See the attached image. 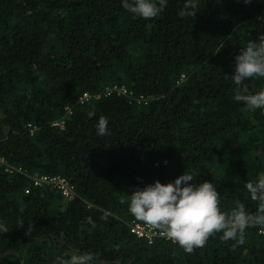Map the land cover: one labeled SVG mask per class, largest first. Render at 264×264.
<instances>
[{"label":"trees","instance_id":"obj_1","mask_svg":"<svg viewBox=\"0 0 264 264\" xmlns=\"http://www.w3.org/2000/svg\"><path fill=\"white\" fill-rule=\"evenodd\" d=\"M183 3L168 0L146 20L122 0H0V153L26 174L66 178L77 194L66 202L0 168V264H53L75 252L93 253L94 264H264V227L247 228L243 244L214 234L188 253L148 245L129 226L144 222L129 213L128 195L184 172L215 184L221 210L257 209L244 185L264 171V114L233 99L228 75L264 33V0H199L194 18L178 15ZM116 84L131 95L105 94ZM244 84L254 92L264 78ZM66 107L64 129L51 127Z\"/></svg>","mask_w":264,"mask_h":264},{"label":"clouds","instance_id":"obj_2","mask_svg":"<svg viewBox=\"0 0 264 264\" xmlns=\"http://www.w3.org/2000/svg\"><path fill=\"white\" fill-rule=\"evenodd\" d=\"M242 2L248 4L250 0ZM167 5L168 0H122V7L128 13L146 20L159 16ZM198 7L199 0H184L178 15L194 18ZM257 20L264 22V17L258 16ZM234 61V72L228 75L236 86L233 99L264 114V88L250 92L244 84L250 79L264 78V33L248 40ZM108 124L106 117H100L95 125L96 135H108ZM193 176L184 172L167 183L157 180L137 187L128 195L129 213L152 228L162 229L166 238L188 253L204 247L214 234H220L221 241L231 239L243 244L247 228L264 227V171L255 181L244 185L250 198L258 202L255 213L247 212L243 203H236L227 212L221 210L215 184L208 180L194 182ZM7 231V226L0 221V233ZM94 261L91 252H75L67 258L56 256L53 264H94Z\"/></svg>","mask_w":264,"mask_h":264},{"label":"built area","instance_id":"obj_3","mask_svg":"<svg viewBox=\"0 0 264 264\" xmlns=\"http://www.w3.org/2000/svg\"><path fill=\"white\" fill-rule=\"evenodd\" d=\"M264 15V10H263ZM112 93H116L117 95H122L128 97L131 95L128 88L124 85H113L105 90V94L110 95ZM91 96L89 94H84L80 100L79 104H84L89 102ZM139 101H144L143 98H140ZM72 115V109L70 107L65 108V115L55 121L52 122L51 127L64 129L65 127V119ZM28 129L31 133L35 132L37 129L33 125H28ZM0 168L8 175L15 174H23L27 175V177L31 180L34 186L38 187H52L56 189L63 197L66 202L74 201L77 197L75 187L64 177L61 176H47L40 174L39 172H33L30 174H26L21 167H16L8 163V161L1 155L0 153ZM26 194H29V190H25ZM130 229L132 233L139 239H143L147 242L148 245H153L157 240H164L166 242H170L172 244H177L170 239L166 238L163 234L162 229L152 228L151 226L146 225L145 223L132 222L130 225ZM260 233L264 234V231Z\"/></svg>","mask_w":264,"mask_h":264}]
</instances>
